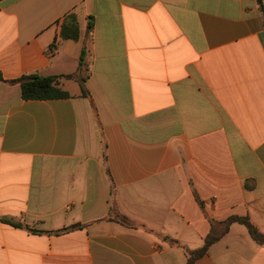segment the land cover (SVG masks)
Instances as JSON below:
<instances>
[{
	"label": "crops",
	"instance_id": "1",
	"mask_svg": "<svg viewBox=\"0 0 264 264\" xmlns=\"http://www.w3.org/2000/svg\"><path fill=\"white\" fill-rule=\"evenodd\" d=\"M262 9L1 0L0 264H187L209 235L192 264H264L227 223L264 235ZM86 38L87 95L61 79L67 98H21L11 81L75 74Z\"/></svg>",
	"mask_w": 264,
	"mask_h": 264
},
{
	"label": "trees",
	"instance_id": "2",
	"mask_svg": "<svg viewBox=\"0 0 264 264\" xmlns=\"http://www.w3.org/2000/svg\"><path fill=\"white\" fill-rule=\"evenodd\" d=\"M1 1V0H0ZM260 3V2H259ZM262 8V7H261ZM263 12V9H262ZM264 17V12H263ZM87 30H91V22L87 26ZM79 27L77 23V18L74 14H68L64 17L60 26V38L64 41H74L79 40ZM88 42L89 39L84 40L81 53L78 60L77 71L73 75L66 76H40L38 74H29L20 77L18 80L11 81L12 83H18L21 91V98L24 101L29 100H55L67 98L69 94L59 87V81L61 79L75 80L80 87L81 94L83 96L87 95L85 89V82L87 80V69H86V56L88 54ZM52 47V46H51ZM50 47V48H51ZM5 82L0 73V83ZM4 224L10 225L15 228H24L20 223H14L8 220H2ZM239 222L244 224L250 236L259 244H264V235L259 233L257 229L248 221L247 218H237L231 217L228 219L227 223ZM29 230V229H28ZM31 232H35L29 230ZM216 240L212 235L207 236L204 245L201 249L190 251L187 253V264H192L197 258L201 257L208 246Z\"/></svg>",
	"mask_w": 264,
	"mask_h": 264
}]
</instances>
